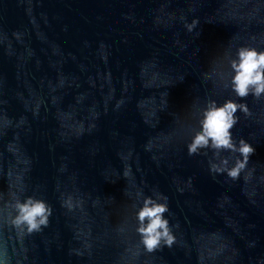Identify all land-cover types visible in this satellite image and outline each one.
Here are the masks:
<instances>
[{
    "label": "water",
    "instance_id": "water-1",
    "mask_svg": "<svg viewBox=\"0 0 264 264\" xmlns=\"http://www.w3.org/2000/svg\"><path fill=\"white\" fill-rule=\"evenodd\" d=\"M240 44L264 48V0H0V252L12 264H264V98L201 75L226 78L223 54ZM206 99L248 105L232 133L254 147V174L213 180L211 153L187 155ZM21 185L54 210L23 248L6 207ZM140 190L167 197L171 249L140 246L124 195Z\"/></svg>",
    "mask_w": 264,
    "mask_h": 264
},
{
    "label": "clouds",
    "instance_id": "clouds-1",
    "mask_svg": "<svg viewBox=\"0 0 264 264\" xmlns=\"http://www.w3.org/2000/svg\"><path fill=\"white\" fill-rule=\"evenodd\" d=\"M181 19L184 21V28L188 33H193L197 29L198 18H193L191 22H188L184 17ZM196 35L199 33L197 32ZM17 38H19L18 35ZM229 44L230 41L227 46ZM232 47L234 51H226L223 54L227 62L226 78L223 72L213 71L202 73L203 79L213 82L221 81L227 90L241 100L248 96H252L256 100L264 98V48L248 44L233 45ZM164 95L165 98L161 101L160 111L167 108V93ZM198 101L199 98L193 101L190 110L194 104H198ZM117 107H119V103ZM238 112L243 113L246 117L253 116L246 103L237 102L233 99H226L223 103L206 99L203 105L198 108L197 126L191 132L190 139L186 143L187 155L199 156L211 153L207 159V171L213 180L217 176L223 175L235 181L245 171L254 174L255 166L264 167V164L253 163L255 166L250 169V157L255 152L254 147L244 138L233 136L232 129L240 120L237 115ZM182 119L183 116L174 115L175 122H181ZM158 122L159 119L157 118ZM94 127V124H90L89 130ZM83 131V123L81 122L77 125V135ZM152 147V142L149 141L145 145V150L151 151ZM233 154H235L234 158H232ZM153 159L155 160L157 157L153 156ZM26 164L29 165L30 161L27 160ZM59 170L63 171V166ZM191 184L192 180L189 178L187 186L191 187ZM177 190L183 191L180 188ZM23 192L24 188L21 185L12 192L11 199L6 203L10 232L14 234L17 244L21 245L22 248L26 237H31L34 233H42L50 226V219L54 211L44 199L26 196L23 195ZM124 195L133 200L135 232L139 236V244L143 251L153 254L165 247L171 249L176 243V236L165 215L169 212L167 197L158 192L147 195L143 190L138 191L134 199L126 191ZM222 198L224 201L230 199L227 196ZM105 200L109 204L114 202L110 197ZM99 203H101V198L96 197L93 200V205ZM62 206L71 210L74 206L72 197H66ZM78 237V235L74 236V238ZM255 243V241L249 242V247H255ZM84 247L87 249L90 245L85 243ZM72 251L77 256L82 255L78 249ZM6 253L5 247L4 251L0 252V264H12L11 258L8 255L6 257ZM136 255L139 256L140 253L137 252ZM232 255H236V249H232ZM17 264H23V261H17Z\"/></svg>",
    "mask_w": 264,
    "mask_h": 264
}]
</instances>
